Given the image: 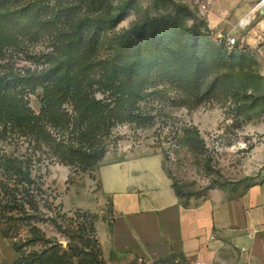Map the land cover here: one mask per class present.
Listing matches in <instances>:
<instances>
[{"label":"rangeland","instance_id":"rangeland-1","mask_svg":"<svg viewBox=\"0 0 264 264\" xmlns=\"http://www.w3.org/2000/svg\"><path fill=\"white\" fill-rule=\"evenodd\" d=\"M190 3L0 0L2 75L40 130L38 138L16 126L0 135V155L21 170L6 172L0 158V225L12 240L35 239L26 252L54 248L65 264L97 261L96 225L110 219L105 195L125 185L145 195L153 187L170 192L162 166L187 204L213 194L236 198L257 181L264 139L257 56L245 62L248 71L218 78L228 68L203 42L190 48L184 39L196 22ZM123 6L122 20L112 24ZM149 19L161 24L165 51L160 56L137 35L141 57L125 56L114 75L121 35ZM208 32L213 42L219 38ZM68 57L67 72L58 62Z\"/></svg>","mask_w":264,"mask_h":264},{"label":"crops","instance_id":"crops-1","mask_svg":"<svg viewBox=\"0 0 264 264\" xmlns=\"http://www.w3.org/2000/svg\"><path fill=\"white\" fill-rule=\"evenodd\" d=\"M258 2L214 0L206 22L217 37L231 32L227 35L239 47L253 51L264 77V12L255 9ZM152 155L162 162L159 153ZM259 159L257 181L228 200L213 194L194 204L183 202L163 166L170 192L153 187L145 195L132 185L108 191L110 219L96 225L101 258L106 264H264V139ZM1 230L0 225V264H11L18 254Z\"/></svg>","mask_w":264,"mask_h":264},{"label":"trees","instance_id":"trees-1","mask_svg":"<svg viewBox=\"0 0 264 264\" xmlns=\"http://www.w3.org/2000/svg\"><path fill=\"white\" fill-rule=\"evenodd\" d=\"M191 4V3H190ZM192 12L194 13L195 18V24L192 27V33L189 34L186 33L184 37L186 43H192L190 48H195L198 41L203 42L205 46L209 49H211L215 56L218 57V59L222 62L223 65H225L228 68L227 73H223L221 76H218V78H223L224 80H230V78L233 75H236L235 69H238L237 74L243 73L245 71H248V66H245V62L249 61L250 58L252 60L253 51L247 49L246 47H239V45H235L233 47H229L226 45L224 37L217 38L215 42L210 40L209 32H208V25L205 19L198 16L196 10L192 7ZM126 6H123L120 9V12L115 15L111 22L112 24L116 25L122 20L123 13L125 12ZM197 16V17H195ZM95 22L93 19H87L84 21V23H87V25H91ZM160 23H157V20L149 19L145 21L142 25L139 26H133L132 28L126 30L123 35H121L120 40L116 46L113 58L111 60V68L113 71V74L116 75L115 71V65L120 63V61L127 55L133 53L135 57H141V47L136 46V37L139 35V39H143L146 37L149 39V44L152 46L153 44L157 49H160V56L165 51V45L163 43V39L160 36ZM202 28L205 30L206 34L201 35ZM200 35V36H198ZM219 40V41H218ZM237 49H241L240 52L237 54ZM3 51V47L0 45V54ZM247 51V52H246ZM236 54L235 56L232 54ZM228 54V55H227ZM228 59L235 60L236 65H232L230 62H227ZM66 62L59 61L58 63L63 65V68L67 70V72L71 69L68 67H73L71 60L66 58ZM57 63V65H58ZM155 66V64H152ZM151 67V68H154ZM248 73V72H247ZM181 79H184V75L181 73ZM49 76V75H48ZM66 76V75H65ZM69 77V74L68 76ZM262 77V76H261ZM50 79V78H49ZM41 82L43 83L46 78H42ZM72 79H67V81H71ZM11 83L8 80V76L2 75V70L0 66V126H2V131L0 132V135L2 137H5V135L8 132V129H12L15 126L19 128V130L31 132L32 134L36 135L38 138L39 129L37 128V125H35V122H32L31 116H29V113L26 108V103L22 99V97L19 94H15L12 91V87L10 86ZM121 84H119L117 87L119 88ZM11 87V88H10ZM69 88L66 89L65 93H69ZM46 95V94H45ZM65 95V94H64ZM54 100L51 97H47V104H53ZM90 105L94 108L97 107L98 102L96 103L94 100H91ZM38 120V118H37ZM15 129V128H14ZM36 130V131H34ZM186 130L183 131L185 133ZM83 153V152H82ZM0 158L4 160L5 164V171L10 172L11 170H17L19 173L21 170L19 168H16L12 164H14V159H11L7 156L0 155ZM22 168V167H21ZM21 173V172H20ZM30 173L27 172L24 173L22 176L27 178V176ZM172 184V188L175 191V194L177 197L181 199V194L178 191V189L175 188L174 184ZM1 233L3 237L8 238L11 240L12 249L14 252L18 254V258L11 264H65L66 256L65 255H59V252L56 249H42L39 251H29L26 252L24 249L31 243L35 241V239H25L23 242H17L15 240H12L11 236H9L6 232V229L1 230ZM100 251L98 255V260L93 263H86V264H105L100 259ZM7 264V263H6Z\"/></svg>","mask_w":264,"mask_h":264},{"label":"built area","instance_id":"built-area-1","mask_svg":"<svg viewBox=\"0 0 264 264\" xmlns=\"http://www.w3.org/2000/svg\"><path fill=\"white\" fill-rule=\"evenodd\" d=\"M214 0H191L192 7L196 10L197 14L199 17L203 19H207L211 4L213 3ZM255 9L260 10L261 12H264V0H259V2L256 4ZM244 23H241V26H244ZM222 38V37H220ZM226 45L229 47H233L237 45L236 38L231 35H226L224 37Z\"/></svg>","mask_w":264,"mask_h":264}]
</instances>
